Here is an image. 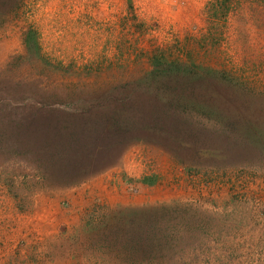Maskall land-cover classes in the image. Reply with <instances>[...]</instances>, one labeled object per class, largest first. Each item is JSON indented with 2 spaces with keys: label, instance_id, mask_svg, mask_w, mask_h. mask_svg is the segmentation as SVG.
Returning <instances> with one entry per match:
<instances>
[{
  "label": "rangeland",
  "instance_id": "obj_1",
  "mask_svg": "<svg viewBox=\"0 0 264 264\" xmlns=\"http://www.w3.org/2000/svg\"><path fill=\"white\" fill-rule=\"evenodd\" d=\"M210 1L0 0V264H264V0Z\"/></svg>",
  "mask_w": 264,
  "mask_h": 264
},
{
  "label": "trees",
  "instance_id": "obj_2",
  "mask_svg": "<svg viewBox=\"0 0 264 264\" xmlns=\"http://www.w3.org/2000/svg\"><path fill=\"white\" fill-rule=\"evenodd\" d=\"M233 0H211L208 3V7H209V12L210 14H214L215 12L217 13V11H220L223 14H226L227 12H231L232 9L231 7H233L234 5H231L233 2ZM39 111V110H38ZM54 110L51 108H46V110H42V113H45V116L49 115L50 113H52ZM40 113V112H39ZM32 119H36L34 118L35 115H39V114H35L34 116L32 114H30ZM44 116V114H42ZM40 118V117H38Z\"/></svg>",
  "mask_w": 264,
  "mask_h": 264
}]
</instances>
